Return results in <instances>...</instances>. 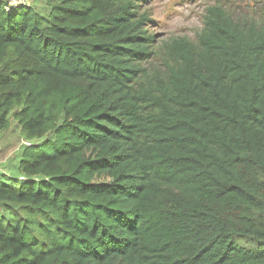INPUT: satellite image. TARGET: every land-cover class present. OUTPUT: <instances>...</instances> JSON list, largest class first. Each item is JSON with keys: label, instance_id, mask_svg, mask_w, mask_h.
Here are the masks:
<instances>
[{"label": "trees", "instance_id": "trees-1", "mask_svg": "<svg viewBox=\"0 0 264 264\" xmlns=\"http://www.w3.org/2000/svg\"><path fill=\"white\" fill-rule=\"evenodd\" d=\"M144 1L0 0V264H264V24L211 6L151 68Z\"/></svg>", "mask_w": 264, "mask_h": 264}, {"label": "rangeland", "instance_id": "rangeland-1", "mask_svg": "<svg viewBox=\"0 0 264 264\" xmlns=\"http://www.w3.org/2000/svg\"><path fill=\"white\" fill-rule=\"evenodd\" d=\"M34 0L30 2L33 4ZM220 5L235 21H255L264 24V0H146L140 3V14L147 16L146 33L154 36V55L147 67H161L165 58L163 46L173 39L186 37L196 41L204 29L206 11ZM24 141L20 127L13 120L6 133L0 134V179L16 184L22 173L19 169ZM12 179L4 178V174Z\"/></svg>", "mask_w": 264, "mask_h": 264}, {"label": "built area", "instance_id": "built-area-1", "mask_svg": "<svg viewBox=\"0 0 264 264\" xmlns=\"http://www.w3.org/2000/svg\"><path fill=\"white\" fill-rule=\"evenodd\" d=\"M3 2H6V10L9 11L11 8L18 7V6H28L30 5V2L32 0H1ZM24 177H21V180H23Z\"/></svg>", "mask_w": 264, "mask_h": 264}]
</instances>
